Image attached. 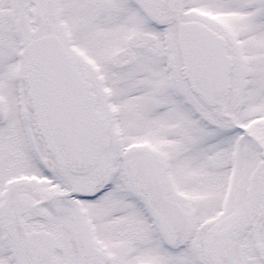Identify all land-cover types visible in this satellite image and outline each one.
Masks as SVG:
<instances>
[{
	"label": "snow or ice",
	"instance_id": "6c2138e0",
	"mask_svg": "<svg viewBox=\"0 0 264 264\" xmlns=\"http://www.w3.org/2000/svg\"><path fill=\"white\" fill-rule=\"evenodd\" d=\"M0 264H264V0H0Z\"/></svg>",
	"mask_w": 264,
	"mask_h": 264
}]
</instances>
